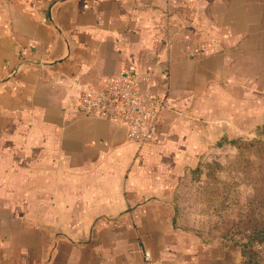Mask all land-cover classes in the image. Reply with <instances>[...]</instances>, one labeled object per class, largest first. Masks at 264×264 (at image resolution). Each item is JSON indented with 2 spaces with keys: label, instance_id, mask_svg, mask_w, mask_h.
Returning a JSON list of instances; mask_svg holds the SVG:
<instances>
[{
  "label": "crops",
  "instance_id": "crops-1",
  "mask_svg": "<svg viewBox=\"0 0 264 264\" xmlns=\"http://www.w3.org/2000/svg\"><path fill=\"white\" fill-rule=\"evenodd\" d=\"M128 69L172 101L157 144L77 108ZM263 125L264 0H0V264H244L189 240L175 197Z\"/></svg>",
  "mask_w": 264,
  "mask_h": 264
},
{
  "label": "rangeland",
  "instance_id": "rangeland-1",
  "mask_svg": "<svg viewBox=\"0 0 264 264\" xmlns=\"http://www.w3.org/2000/svg\"><path fill=\"white\" fill-rule=\"evenodd\" d=\"M238 139L204 150L188 168L175 197L176 224L195 245H213V253L234 246L246 264H264V126Z\"/></svg>",
  "mask_w": 264,
  "mask_h": 264
},
{
  "label": "built area",
  "instance_id": "built-area-1",
  "mask_svg": "<svg viewBox=\"0 0 264 264\" xmlns=\"http://www.w3.org/2000/svg\"><path fill=\"white\" fill-rule=\"evenodd\" d=\"M147 80L135 70L120 71L99 86L84 89L77 108L126 125L130 142L140 146L157 144L163 113L172 107V101L166 94L143 90Z\"/></svg>",
  "mask_w": 264,
  "mask_h": 264
},
{
  "label": "trees",
  "instance_id": "trees-1",
  "mask_svg": "<svg viewBox=\"0 0 264 264\" xmlns=\"http://www.w3.org/2000/svg\"><path fill=\"white\" fill-rule=\"evenodd\" d=\"M263 126H264V125H263ZM238 140H239V139L237 138V139H234V140H230L229 142H225V141H223V142H224V143H227V144H233V146H235V143H237ZM219 144H222V142H220ZM242 146L246 148L245 144H242ZM240 250H241L242 256H243V258H244V264H246V262H245V253H244V251H243L242 249H240Z\"/></svg>",
  "mask_w": 264,
  "mask_h": 264
}]
</instances>
